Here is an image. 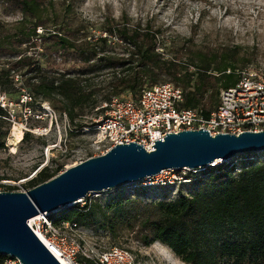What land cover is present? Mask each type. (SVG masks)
Wrapping results in <instances>:
<instances>
[{
    "label": "trees",
    "instance_id": "obj_1",
    "mask_svg": "<svg viewBox=\"0 0 264 264\" xmlns=\"http://www.w3.org/2000/svg\"><path fill=\"white\" fill-rule=\"evenodd\" d=\"M2 1L6 10L21 16L16 32L0 21L1 92L17 94L19 89L14 87L21 79L35 100L41 98L65 114L76 131L89 127L78 118L86 109L99 106L100 95L102 101L138 95L162 82L183 89L179 107H203L208 114L219 105L222 90L234 86L239 71L255 58L239 44L199 48L193 42L194 33L181 44L167 47L152 22L131 24L106 17L100 34L89 36L82 32L84 25L71 28L55 12L57 26L51 29L46 18L52 0ZM40 26L43 30L37 31ZM115 39L120 53L106 49ZM35 40L43 52L33 49L29 54L23 46ZM103 73H109L107 83L91 85V78ZM8 115L0 107V147L6 144L10 129L9 125L4 130ZM23 136L28 138L29 131ZM63 169L61 164L36 168L26 186L49 181ZM183 177L191 191L186 192L181 183L176 199H166L174 191L172 185L166 186L163 199L149 201L143 198L149 188L136 185L133 193L111 199L107 205L86 197L84 206L79 203L60 211L55 220H70L92 232L101 230L115 240L128 231L148 247L161 242L186 264H264V152L236 155ZM5 258L0 255V260Z\"/></svg>",
    "mask_w": 264,
    "mask_h": 264
},
{
    "label": "rangeland",
    "instance_id": "obj_2",
    "mask_svg": "<svg viewBox=\"0 0 264 264\" xmlns=\"http://www.w3.org/2000/svg\"><path fill=\"white\" fill-rule=\"evenodd\" d=\"M2 2L0 0V21L7 24L11 32H16L21 14L6 10ZM52 4L46 18V23L51 29L56 25L53 21L55 12H58L71 28L84 25L86 28L82 32L89 36L100 34L101 24L106 17L120 21L126 19L131 24L152 22L154 29L159 28L162 32L160 42L170 48L172 45L181 44L193 33V42L199 48L239 44L249 53H254L255 58L246 69L264 74V0H52ZM41 30L42 26L37 31ZM118 42V39L111 42L106 48L107 51L122 52V48L116 44ZM38 44L39 41L35 40L23 48L27 49L29 54L33 49L42 53ZM108 79L109 73H103L100 76H93L89 82L91 85L102 86ZM20 87H23L21 79L16 82L14 89L18 90ZM19 93L20 90L17 94L6 93L10 104L7 106L9 118L5 120L4 130L9 125L10 129L6 144L0 147V192H26L29 189L26 186L27 182L34 176L36 168L46 165L54 168L61 164L65 169L106 151L107 144L96 143L97 139L90 128L97 116L96 108L86 109V113L78 118L88 123L89 127L76 131L67 117L54 110L47 102L46 104L60 116L58 123H51L42 107L44 101H41V98L35 100L32 92L30 94L34 102L31 105L27 104L32 115L24 118L25 112L23 105L19 103ZM101 98H103L101 95L97 98L100 101L98 105L104 101ZM11 115L14 116V121ZM37 115H41V118ZM78 119L76 121H79ZM71 129L76 131L75 134L70 132ZM26 131L30 133L28 138L23 136ZM181 183L184 190L189 193L191 187L188 181L177 180L175 183L162 186L145 187L149 188V193L143 198L146 201L161 200L168 193L166 186L172 185L174 191L167 194L166 199H176L180 194L178 189ZM136 185L139 186L137 183L134 185L130 183L114 187L106 192L92 193L88 198H97L107 205L111 199H119L133 193ZM86 233V240L91 245L106 248L120 245L132 250L136 264H186L176 257L166 244L155 241L149 247L141 245L134 239L133 233L128 231L116 240L101 230L92 232L87 229Z\"/></svg>",
    "mask_w": 264,
    "mask_h": 264
},
{
    "label": "built area",
    "instance_id": "obj_3",
    "mask_svg": "<svg viewBox=\"0 0 264 264\" xmlns=\"http://www.w3.org/2000/svg\"><path fill=\"white\" fill-rule=\"evenodd\" d=\"M229 71L227 70V73ZM239 72L238 82L229 89L222 90L219 105L208 114L203 113V107L188 109L179 107L183 100V89L170 82L145 87L138 95H117L104 100L96 107L99 112L90 127L97 139L96 143H106L105 152L114 145L128 142H136L146 149L153 150L154 147L150 145L155 143V139L159 141L167 133L175 134L177 131L204 128L215 136L218 133L264 131V74L246 68ZM15 80H18L17 77ZM19 90V103L23 105L24 118H27L32 115L27 104H33V96L25 87H20ZM9 101L8 95L0 90V107L8 111ZM42 107L51 123L59 122L60 116L49 105L43 103ZM37 116L41 118V115ZM11 117L14 121V116ZM105 152H102V155ZM223 162L225 160L215 161L204 168L190 170L164 169L155 176L135 181L133 185L137 183L145 187L162 186L175 183L177 180L187 181L181 172L203 171L207 167ZM86 197L80 199L77 204L84 206ZM57 213L40 212L26 221L32 233L60 264H136L132 250L120 245H111L108 248L91 245L86 240V228L70 220L56 221ZM0 264L23 263L17 257L10 256L0 260Z\"/></svg>",
    "mask_w": 264,
    "mask_h": 264
},
{
    "label": "water",
    "instance_id": "obj_4",
    "mask_svg": "<svg viewBox=\"0 0 264 264\" xmlns=\"http://www.w3.org/2000/svg\"><path fill=\"white\" fill-rule=\"evenodd\" d=\"M153 150L133 142L66 167L49 181L22 191L0 192V255L23 264H60L30 230L27 219L44 211H64L92 192L133 184L164 169L204 168L236 155L264 152V131L218 133L194 129L167 133Z\"/></svg>",
    "mask_w": 264,
    "mask_h": 264
}]
</instances>
